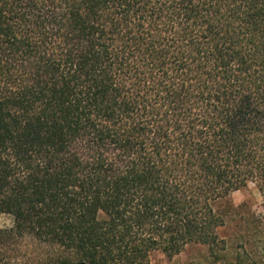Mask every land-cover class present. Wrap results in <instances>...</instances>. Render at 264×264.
Instances as JSON below:
<instances>
[{
  "label": "trees",
  "instance_id": "obj_1",
  "mask_svg": "<svg viewBox=\"0 0 264 264\" xmlns=\"http://www.w3.org/2000/svg\"><path fill=\"white\" fill-rule=\"evenodd\" d=\"M264 205V0H0V264L223 250Z\"/></svg>",
  "mask_w": 264,
  "mask_h": 264
},
{
  "label": "rangeland",
  "instance_id": "obj_2",
  "mask_svg": "<svg viewBox=\"0 0 264 264\" xmlns=\"http://www.w3.org/2000/svg\"><path fill=\"white\" fill-rule=\"evenodd\" d=\"M224 224L218 230L225 246L211 252L206 245H187L182 252L167 257L161 252L150 256V264H264V205L254 187L233 192L218 205ZM12 226L9 215L0 216V228ZM42 249L29 240L8 251L10 264H36Z\"/></svg>",
  "mask_w": 264,
  "mask_h": 264
},
{
  "label": "water",
  "instance_id": "obj_3",
  "mask_svg": "<svg viewBox=\"0 0 264 264\" xmlns=\"http://www.w3.org/2000/svg\"><path fill=\"white\" fill-rule=\"evenodd\" d=\"M75 264H86V263H84V262H79V263H75Z\"/></svg>",
  "mask_w": 264,
  "mask_h": 264
}]
</instances>
